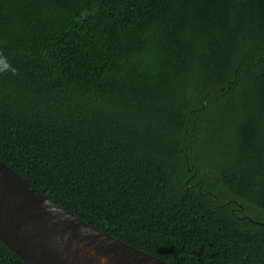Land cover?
Instances as JSON below:
<instances>
[{"label":"trees","instance_id":"trees-1","mask_svg":"<svg viewBox=\"0 0 264 264\" xmlns=\"http://www.w3.org/2000/svg\"><path fill=\"white\" fill-rule=\"evenodd\" d=\"M0 56L23 180L165 262L264 264V0H0Z\"/></svg>","mask_w":264,"mask_h":264},{"label":"water","instance_id":"water-1","mask_svg":"<svg viewBox=\"0 0 264 264\" xmlns=\"http://www.w3.org/2000/svg\"><path fill=\"white\" fill-rule=\"evenodd\" d=\"M0 241L25 264H171L86 224L2 161Z\"/></svg>","mask_w":264,"mask_h":264},{"label":"clouds","instance_id":"clouds-1","mask_svg":"<svg viewBox=\"0 0 264 264\" xmlns=\"http://www.w3.org/2000/svg\"><path fill=\"white\" fill-rule=\"evenodd\" d=\"M0 63H4L5 68L8 67V65L5 62V58H3L2 56H0ZM12 71L15 72V69H12Z\"/></svg>","mask_w":264,"mask_h":264}]
</instances>
